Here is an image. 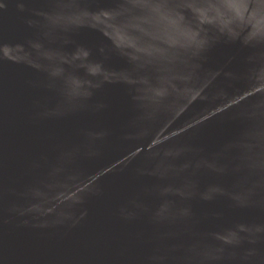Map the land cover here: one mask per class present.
Listing matches in <instances>:
<instances>
[{"label": "water", "instance_id": "water-1", "mask_svg": "<svg viewBox=\"0 0 264 264\" xmlns=\"http://www.w3.org/2000/svg\"><path fill=\"white\" fill-rule=\"evenodd\" d=\"M0 264H264V0H0Z\"/></svg>", "mask_w": 264, "mask_h": 264}]
</instances>
